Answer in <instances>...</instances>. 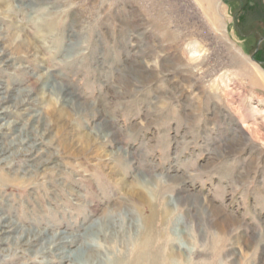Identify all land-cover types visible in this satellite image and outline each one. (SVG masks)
Wrapping results in <instances>:
<instances>
[{
    "label": "rangeland",
    "instance_id": "374dc122",
    "mask_svg": "<svg viewBox=\"0 0 264 264\" xmlns=\"http://www.w3.org/2000/svg\"><path fill=\"white\" fill-rule=\"evenodd\" d=\"M263 36V0H0V264H264Z\"/></svg>",
    "mask_w": 264,
    "mask_h": 264
},
{
    "label": "bare ground",
    "instance_id": "6f19581e",
    "mask_svg": "<svg viewBox=\"0 0 264 264\" xmlns=\"http://www.w3.org/2000/svg\"><path fill=\"white\" fill-rule=\"evenodd\" d=\"M23 44H24V42H20L19 44H18V46L20 47V48H23L24 46H23ZM137 200V199H136ZM148 236V235H147ZM146 236V237H147ZM145 237V238H146ZM144 238V239H145ZM148 240V239H147ZM147 242V241H146ZM151 246H152V244H151ZM142 248H144L143 246H142ZM146 248V247H145ZM135 250V249H134ZM134 252V251H133ZM138 255H137V257L135 256V263L136 264H144V262H145V259H144V257H143V252L139 249V251H137L136 252ZM152 253H153V251H152ZM149 254V253H148ZM134 263V264H135ZM151 264H154V259L151 261Z\"/></svg>",
    "mask_w": 264,
    "mask_h": 264
},
{
    "label": "water",
    "instance_id": "95a60500",
    "mask_svg": "<svg viewBox=\"0 0 264 264\" xmlns=\"http://www.w3.org/2000/svg\"><path fill=\"white\" fill-rule=\"evenodd\" d=\"M263 1H264V0H263ZM263 39H264V36H263V37H260L259 42H261ZM256 49H257V48H256Z\"/></svg>",
    "mask_w": 264,
    "mask_h": 264
},
{
    "label": "trees",
    "instance_id": "16d2710c",
    "mask_svg": "<svg viewBox=\"0 0 264 264\" xmlns=\"http://www.w3.org/2000/svg\"><path fill=\"white\" fill-rule=\"evenodd\" d=\"M242 8V7H241Z\"/></svg>",
    "mask_w": 264,
    "mask_h": 264
}]
</instances>
